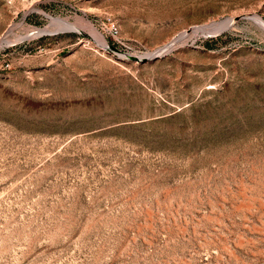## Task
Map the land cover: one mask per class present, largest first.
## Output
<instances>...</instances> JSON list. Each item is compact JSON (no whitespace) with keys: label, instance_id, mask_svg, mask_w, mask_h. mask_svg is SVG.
Here are the masks:
<instances>
[{"label":"rangeland","instance_id":"obj_1","mask_svg":"<svg viewBox=\"0 0 264 264\" xmlns=\"http://www.w3.org/2000/svg\"><path fill=\"white\" fill-rule=\"evenodd\" d=\"M248 15L264 0H0V264H264Z\"/></svg>","mask_w":264,"mask_h":264},{"label":"built area","instance_id":"obj_2","mask_svg":"<svg viewBox=\"0 0 264 264\" xmlns=\"http://www.w3.org/2000/svg\"><path fill=\"white\" fill-rule=\"evenodd\" d=\"M109 24H108V30L111 34H116L117 33V26L116 24H114L112 21L108 20Z\"/></svg>","mask_w":264,"mask_h":264},{"label":"bare ground","instance_id":"obj_3","mask_svg":"<svg viewBox=\"0 0 264 264\" xmlns=\"http://www.w3.org/2000/svg\"><path fill=\"white\" fill-rule=\"evenodd\" d=\"M253 18V17H252ZM254 20H256L257 21V23L258 24H261L262 26H264V23L263 22H261L260 20H257V19H255V18H253ZM87 25H89L91 28H92V25L89 23V24H87ZM72 27V26H71ZM38 32H41L42 31V29H38L37 30ZM168 47V46H167ZM161 51V50H160Z\"/></svg>","mask_w":264,"mask_h":264},{"label":"water","instance_id":"obj_4","mask_svg":"<svg viewBox=\"0 0 264 264\" xmlns=\"http://www.w3.org/2000/svg\"><path fill=\"white\" fill-rule=\"evenodd\" d=\"M248 17L252 18L251 15H248ZM252 19H253V18H252ZM253 20H254V19H253ZM130 56H132V57H136L135 55H130ZM142 57H145V56H142Z\"/></svg>","mask_w":264,"mask_h":264}]
</instances>
